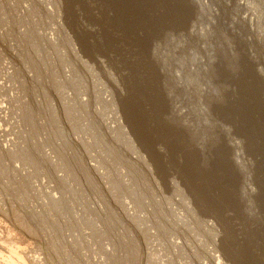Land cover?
I'll return each mask as SVG.
<instances>
[{
    "label": "rangeland",
    "instance_id": "rangeland-1",
    "mask_svg": "<svg viewBox=\"0 0 264 264\" xmlns=\"http://www.w3.org/2000/svg\"><path fill=\"white\" fill-rule=\"evenodd\" d=\"M177 1L182 13L172 25L158 29L151 19L138 25L160 31L153 38L162 44L148 50L149 67L167 79L158 84L166 100L158 117L175 142L197 147L203 159L216 153L231 159L237 148L246 169L255 170L258 150L236 119L219 116V105L199 128L210 134L204 146L192 124L210 103L198 95L207 69L224 94L246 91L238 75L237 83L213 78L220 41L264 83V0ZM71 2L0 0V203L15 218L23 215L34 242H42L30 254L34 264H234L224 242L230 236L250 239L255 254L263 250L254 228L260 218L249 203L227 209L224 221L212 216L187 182L164 167L165 141L151 147L125 122L121 102L134 32L113 22L115 4L100 1L104 24L99 6L89 3L84 14ZM150 9L147 19L157 12ZM100 29L113 46L97 47ZM221 60L223 69L232 66ZM5 222L0 218V228Z\"/></svg>",
    "mask_w": 264,
    "mask_h": 264
},
{
    "label": "bare ground",
    "instance_id": "bare-ground-1",
    "mask_svg": "<svg viewBox=\"0 0 264 264\" xmlns=\"http://www.w3.org/2000/svg\"><path fill=\"white\" fill-rule=\"evenodd\" d=\"M71 1L70 5L73 3L78 4L76 9L84 14H89V3L93 4L94 7L99 6V14L104 20L103 23H107L106 21L108 20L104 16L100 5L102 0ZM105 1H111L112 4H115L116 9L114 8L112 11V15L115 17L113 22L117 24L121 21L120 23H122L124 29H130L134 32L130 46L132 52L135 53L132 54L133 60H131V63L129 62L128 67L130 71L127 81L128 94L121 102L124 120L131 127L133 135L135 133L137 139L141 138L142 141H145L150 146L161 139L165 141L164 154L161 155L164 167L179 174L187 182L195 195L201 199L202 203L207 205V210L211 212L212 216L217 214V216L221 217V221H224L226 220L224 215L227 209L235 207L237 204H242V201L249 203L250 211L259 215L260 221L254 225V228H258L259 240L263 241L261 243L264 244V83L256 77V74L244 60L242 54L235 55L232 50L229 51V48L226 51L223 50L222 42H219L221 44L218 46L221 51L219 61L221 63L215 68L213 66L212 69L215 71H213V78L215 74L220 78L226 77L228 80L235 77V82L237 83L236 76L238 75L241 89L244 87L246 91L243 93L224 94L223 91L213 87L211 71L209 72L207 69L206 73L201 75L202 80H204V89L202 86L198 91V95L203 99H209L210 103L203 105L202 111L204 113L198 116L200 117L198 124H192L193 132L198 137V143L204 146L210 134L205 133V131L199 133V128L208 123L205 120H209L210 116L206 114V111L211 107L212 109H217L216 105H219V116L227 119H231L230 117L236 119L241 130L246 135V140L252 145L253 149L256 148L258 150L256 158L258 168L254 170L247 167V170L243 164V154L237 148H235L231 159L227 158V156L222 158L219 153L214 154L211 159L209 157H204L203 159L197 147L188 145L187 141L182 144L181 139H179V142H175L173 140L175 138L174 132L176 131V135L179 132L174 129V134L171 136L172 128H170V125L161 122L158 117V107L164 110L166 105L164 96L158 90V84L159 80H162L161 82L166 85L167 79L156 67H149L150 64L152 65L150 62L152 55L150 57L148 50L151 44H162V42L153 38L160 31L149 33L142 31L144 28L138 27V25L147 23L150 19L156 27L164 23L172 25V23L179 20L177 18L182 13L180 10L182 5H179L177 0ZM180 2L184 5L188 0H180ZM193 2L201 7L205 5L200 1ZM150 8L157 10V12L155 15H148L147 19L145 14L151 10ZM73 9L71 8L70 11ZM155 26H152L151 30L156 31ZM99 41L100 43L96 45L103 49H105L104 46H113L115 43V40L109 37L105 30L101 31V29ZM247 55L249 54L247 53ZM158 57L155 59H158ZM221 59L226 62L229 61L232 66L226 65V68L223 69ZM239 63L245 65L241 70H239ZM234 68L235 71L232 72ZM228 74H231L232 77L228 78ZM173 84L172 87L169 86L170 94L176 90V84ZM198 105L201 108L202 104ZM224 113H227V115ZM232 113L233 115H231ZM235 166L238 167L239 173H237ZM242 170L247 171L244 173ZM224 242H226L227 248H231L236 256L234 264H264V249H257L255 254L250 239H246L243 236L241 239H236L234 236H230ZM215 259L217 258L215 257Z\"/></svg>",
    "mask_w": 264,
    "mask_h": 264
},
{
    "label": "crops",
    "instance_id": "crops-1",
    "mask_svg": "<svg viewBox=\"0 0 264 264\" xmlns=\"http://www.w3.org/2000/svg\"><path fill=\"white\" fill-rule=\"evenodd\" d=\"M11 217H13L15 224L9 223ZM0 218L6 221L5 227L0 228V233L7 232L5 239L0 237V264H34L30 254L35 251L34 246L42 242H34L35 239H33L34 235L29 222L23 215L21 219L15 218L14 213L3 207L1 203ZM14 232L20 234L21 237L16 238Z\"/></svg>",
    "mask_w": 264,
    "mask_h": 264
}]
</instances>
